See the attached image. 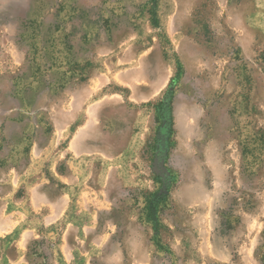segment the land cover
Returning <instances> with one entry per match:
<instances>
[{
    "label": "rangeland",
    "instance_id": "obj_1",
    "mask_svg": "<svg viewBox=\"0 0 264 264\" xmlns=\"http://www.w3.org/2000/svg\"><path fill=\"white\" fill-rule=\"evenodd\" d=\"M0 264H264V0H0Z\"/></svg>",
    "mask_w": 264,
    "mask_h": 264
},
{
    "label": "trees",
    "instance_id": "obj_2",
    "mask_svg": "<svg viewBox=\"0 0 264 264\" xmlns=\"http://www.w3.org/2000/svg\"><path fill=\"white\" fill-rule=\"evenodd\" d=\"M152 23H153L154 26H156V24H157L156 17H155V14H154V13H153V21H152ZM156 203H158V202H156ZM32 245H33V246H32L33 249H36L37 247H40V246H42V245H43V246L46 245L47 248L50 249V248H49V245H48L45 241H40V242L36 241V242H34Z\"/></svg>",
    "mask_w": 264,
    "mask_h": 264
},
{
    "label": "water",
    "instance_id": "obj_3",
    "mask_svg": "<svg viewBox=\"0 0 264 264\" xmlns=\"http://www.w3.org/2000/svg\"><path fill=\"white\" fill-rule=\"evenodd\" d=\"M15 7V4L14 5H10V7L6 8L8 11H10L11 9H13Z\"/></svg>",
    "mask_w": 264,
    "mask_h": 264
}]
</instances>
